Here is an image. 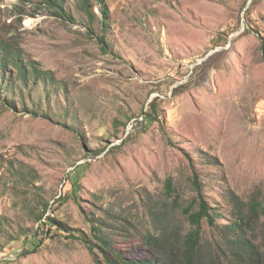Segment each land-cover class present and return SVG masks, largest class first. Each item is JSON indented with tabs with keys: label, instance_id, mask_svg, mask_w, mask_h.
<instances>
[{
	"label": "rangeland",
	"instance_id": "rangeland-1",
	"mask_svg": "<svg viewBox=\"0 0 264 264\" xmlns=\"http://www.w3.org/2000/svg\"><path fill=\"white\" fill-rule=\"evenodd\" d=\"M58 2L71 18L0 0V39L53 76L0 88V264H120L99 237L134 264H190L165 182L187 206L194 174L219 214L194 264H255L224 233L236 198L261 203L237 230L264 264V0Z\"/></svg>",
	"mask_w": 264,
	"mask_h": 264
},
{
	"label": "trees",
	"instance_id": "trees-1",
	"mask_svg": "<svg viewBox=\"0 0 264 264\" xmlns=\"http://www.w3.org/2000/svg\"><path fill=\"white\" fill-rule=\"evenodd\" d=\"M43 2L53 7L56 10V13L62 17V18H71L67 12H65L62 9V5L59 4L58 0H43ZM84 2L85 11L88 13L89 17H93V12L90 6V0H82ZM96 2L100 5L101 10L104 11V5L102 3V0H96ZM106 14V11H104ZM103 25H106V22H103ZM19 46H16L10 41H6L3 39H0V88L2 86H5L6 89L10 94H13L15 91H11L9 87L15 83L23 82L28 83L31 80V76L28 75V67L31 66L32 68V75L33 79H52L53 76H48L47 71H42L35 66H32V64H26L24 62V59L21 57L19 52ZM5 52V53H4ZM8 57L9 59H13L16 63H14V66L16 67L14 70L15 72V78L13 79L11 76H9L7 79L4 78V75L6 74V62L3 57ZM3 78V80H2ZM4 98V101H8V95L7 97H2L0 94V99ZM149 109L151 110L150 113L144 112L145 115L144 120L146 117H155L152 116V113L155 114L157 112V109L155 107V103L150 102ZM147 121V120H146ZM78 167V166H77ZM76 167V168H77ZM75 168V169H76ZM192 184L196 190V196L191 200V202L184 206L178 201V198L174 197V187L172 179L168 178L165 182V192L169 197L173 198V204L175 207H178L182 210L184 214L187 215V220L191 226V229L189 232L186 233V235L183 238L182 242V251H183V260L187 263L194 264V253L196 252L197 248L199 247L201 240H202V220L205 219L207 223L211 226L215 225V218L219 215L216 211H212L211 205L206 199L203 189H202V183L199 180L198 176L194 174L192 176ZM62 199L64 197L59 196ZM234 204V213L236 220L235 222L228 223L224 226V233L225 236H227L228 241L229 237H231V243L233 244L236 249L231 251V254L233 256H239L243 251L248 250V256L251 261H253L255 264H259V258L256 256V253L258 250L253 251L252 249L248 248L250 245L245 240L244 236L239 235L237 227L241 225V223L245 224L248 215L258 213L260 210L259 207L261 203L257 199H251L246 203H241L239 199L236 198V200L232 199ZM47 205L45 206L44 212L47 210ZM46 221H48L51 225L55 224L58 227H60L62 230H67L66 226L59 220H56L53 217L47 216ZM230 229V230H229ZM39 234V235H38ZM36 236L43 237V230L37 229L35 232ZM230 235V236H229ZM151 239L150 243H152L153 246L162 245L163 240L161 238H156L155 236H149ZM154 240V242L152 241ZM41 241V239H40ZM99 241L101 242L102 251H104L103 248H106V255L105 259L108 262L118 261L120 264H134V261L132 260H126L121 256L119 253L115 252L111 249V246L107 242L108 240L105 237H99ZM148 243V242H147ZM112 255V257L110 256ZM157 261H150V264H157ZM114 264H117L114 262Z\"/></svg>",
	"mask_w": 264,
	"mask_h": 264
}]
</instances>
